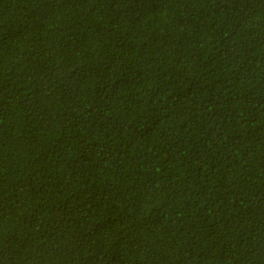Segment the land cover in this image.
<instances>
[{
	"label": "trees",
	"instance_id": "obj_1",
	"mask_svg": "<svg viewBox=\"0 0 264 264\" xmlns=\"http://www.w3.org/2000/svg\"><path fill=\"white\" fill-rule=\"evenodd\" d=\"M0 264H264V0H0Z\"/></svg>",
	"mask_w": 264,
	"mask_h": 264
}]
</instances>
